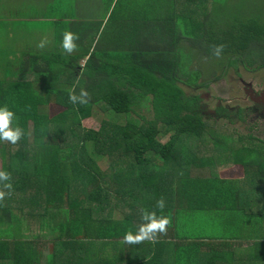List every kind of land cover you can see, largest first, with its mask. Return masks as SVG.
I'll list each match as a JSON object with an SVG mask.
<instances>
[{
	"label": "trees",
	"instance_id": "trees-1",
	"mask_svg": "<svg viewBox=\"0 0 264 264\" xmlns=\"http://www.w3.org/2000/svg\"><path fill=\"white\" fill-rule=\"evenodd\" d=\"M182 1L194 4L196 9L189 11L188 16L182 13L173 24L170 16L166 17L163 27L155 31L159 42L168 43L165 36L174 27L181 44L184 40L190 42V32L194 34L191 36L199 35L206 43L210 59L217 58L212 53L213 46L223 44L222 55L227 53L233 66L264 67V61H255V50L260 55L264 53V42H255V38L264 35V31L257 29L254 22L240 25L241 28L236 26L228 34L225 14L218 10V4L213 3L210 11V0ZM247 50L251 59L244 56L240 59ZM132 59L125 75L117 78L111 72L106 77L78 78L76 73L57 71L51 61L44 75L40 71L45 63L28 60L22 61L14 77L5 73L0 76V107L7 105L17 118L13 127L18 125L24 130L17 145L0 141V170L11 173L14 189L11 196L0 202V264H123V252L115 253L111 245L122 246L128 256L132 255L126 258V264H180L177 259L182 253L202 256L203 243L198 241L187 246L173 244V248L166 237H160L156 244L120 243L127 231L136 232L138 221L132 212L122 219L112 216L119 202L127 198L145 202L161 197L171 200L169 163L174 160L177 137L217 135L201 109L200 95H191L182 86H196L200 75L195 83L180 78V61L157 47L148 55H132ZM190 67H196L194 61ZM204 82L201 80L199 85ZM72 88L77 93L81 88L86 89L91 95L90 103L84 106L69 103L68 91ZM52 105L61 106V111L50 113ZM96 107L128 115L126 123L103 118L100 129L86 127L83 121L94 116ZM149 107L151 118L143 115L129 118L137 109ZM162 129L172 134L165 143L160 141ZM158 156L164 162V174L157 172L163 185H154L157 175L151 172L156 171ZM104 158H110L106 167L100 162ZM132 174L133 189L124 191L125 181ZM187 187H182L181 192ZM13 198L18 203L21 201V218L11 206ZM30 214L39 217L37 223L42 231L49 226L56 239L63 241L48 260L43 259L37 240L14 232ZM46 216L49 218L45 219ZM92 234L100 241L99 261L96 252L93 261L92 246L87 243L92 240ZM230 245L220 244L219 248L224 250ZM76 246L81 252L71 251ZM170 254H176L172 262L168 259ZM253 257L256 259L254 254ZM221 263L233 264V255L225 251L210 253L207 264Z\"/></svg>",
	"mask_w": 264,
	"mask_h": 264
},
{
	"label": "crops",
	"instance_id": "crops-1",
	"mask_svg": "<svg viewBox=\"0 0 264 264\" xmlns=\"http://www.w3.org/2000/svg\"><path fill=\"white\" fill-rule=\"evenodd\" d=\"M212 6L210 0V11ZM194 9V4L182 0H0V45L5 40L15 38L14 48L30 46L31 51L25 53V61L45 63L40 71L44 75L50 67L48 62L52 61L57 71L76 73L78 78L106 77L109 76L108 72L117 78L125 75L126 70L131 67L129 62L133 61L132 55H148L157 47L176 58V50H180L182 44L190 46L187 40L181 44L180 35L174 32V27L170 28V33L165 36L168 43L159 42L155 31L163 27L166 17L170 16V22L173 24L182 13L188 16L189 11ZM206 12L205 7L204 13ZM69 30L80 37L76 41L79 49L71 55L66 54L61 47L63 33ZM45 35L50 43L44 49L37 48L36 45ZM23 39H27V43L23 44ZM20 53L6 52L0 46V76L4 75L2 71L7 76L16 75L20 64L15 62L14 57ZM6 62H11L13 69L4 70L3 65ZM68 76L70 75H61ZM208 135L210 134L201 137H177L178 144L175 145L172 156L174 160L171 159L169 163L172 167V180L168 182V188L173 193L171 200L164 199L166 206L163 212L155 207L160 198H149L148 202L127 198L119 202L118 207L116 203H111L116 206L115 210L111 208V211L114 210L112 216L122 219L132 212L138 221V228L142 223L141 219L139 220L140 208H145L148 203L146 206L149 211L156 210L158 216L171 218L172 224L168 233L161 238H168L172 248L173 244L187 246L198 241L203 243L202 248L210 253L225 251L234 255L231 251L220 250L219 245L231 243L234 246L231 248H235L247 243L244 240L236 242L216 237L212 238L213 244L207 246L208 236H204L206 239L199 237L192 230L197 214H201L200 219L206 220L211 228L226 232V237L246 239L256 236V264H264V257L257 254V243L264 244V139L255 137L259 147L255 146L254 154L251 152L252 148L241 147L240 142L236 152L228 156L232 147L226 146V141L251 140L244 138L254 136L242 138L243 136ZM171 136L172 134L167 140L160 138V141L165 143ZM209 143H212L211 147ZM163 166V158L158 156L156 171H151L157 175L154 185H163V181L158 179L159 172L164 174ZM134 180L132 174L130 180L125 181L124 191L133 189L131 182ZM184 186L188 187L185 192H181ZM13 199L11 206L21 218V201L18 203ZM36 216L30 214L26 219L23 218L21 231L14 232H22L23 238L37 240L40 252L44 255L43 259L48 260V256L58 251V246L63 244V241L56 239V233L49 226H46L44 231L31 227L39 219ZM48 218L49 216L45 217ZM95 236L96 234H92V240L87 242L92 246L93 261L94 247H100V241L95 240ZM111 247L115 249V253L126 250L124 264L127 257H132L128 256L127 249L122 246ZM71 251L81 252V249L76 246ZM171 255L175 260L176 254ZM262 255L264 256V251Z\"/></svg>",
	"mask_w": 264,
	"mask_h": 264
},
{
	"label": "rangeland",
	"instance_id": "rangeland-1",
	"mask_svg": "<svg viewBox=\"0 0 264 264\" xmlns=\"http://www.w3.org/2000/svg\"><path fill=\"white\" fill-rule=\"evenodd\" d=\"M212 3L218 4V10L221 13L225 14L226 24L225 29L227 30L228 34L233 32V29L241 28L240 25H247L250 22H254L256 24V28L264 31V0H212ZM202 17V15H201ZM210 23V21H209ZM209 25V24H208ZM191 32L189 33L190 38V46H185L182 44L180 50H176V58L180 61V72L179 77L182 79H186L188 83H195V79L198 75H200V80L197 82L196 86H186L183 84L182 86L191 95H201V94H209L211 98L207 100L203 98V105H205L206 109H210L214 107L218 100L222 101L223 103H229L231 105L240 104L243 105L242 97H244V93L241 88V84L239 78H242L246 81H251L257 89L264 88V67L255 69V66H248L245 67L241 64H236L233 66L231 61L226 54L222 55L221 59L212 58L210 59L206 54V43L199 39V35L191 36ZM194 35V34H192ZM258 36V35H257ZM17 38V37H16ZM15 39V38H14ZM5 40L1 43V49L9 53H16L21 52L20 54L16 55L15 62L21 64L22 61H25L26 55L25 53L31 51L30 46L23 47L20 49L14 48L13 40ZM27 39H23V44L27 43ZM255 42H264V35L258 36L255 38ZM244 56L247 60L251 59L250 52L244 51L239 56L242 59ZM36 57H39L36 55ZM194 59H196L195 64L196 67H190L193 63ZM255 61H264V53L262 55L259 54L255 50ZM52 62V61H51ZM53 63V62H52ZM258 64V63H257ZM202 68H199V67ZM230 66V67H228ZM4 70L13 69L11 62H6L3 65ZM2 74L4 72L2 71ZM183 75V76H182ZM204 80L205 82L200 84V81ZM236 98V100H235ZM197 99V97H196ZM195 99V100H196ZM243 102V103H242ZM201 103V104H202ZM249 103V102H247ZM246 104V103H244ZM138 105H135V107ZM61 106L59 105H52L49 107V112L52 114L58 113L61 111ZM202 110H206L204 107H201ZM139 113V115H138ZM140 115L147 116L151 118V107L137 109L134 113L129 115V118H139ZM126 114L116 113L114 111H105V110H96L95 114L91 118H87L83 121V124L86 127L92 129H100L101 121L103 118L109 119L112 122H119V123H126ZM208 116V115H207ZM208 123L214 128L213 134H217L218 137H225L223 134L232 135V136H240L244 138L245 136L253 135L255 133H264L262 126H257V130H255V121H248L246 122L247 125H243L241 123L237 124L234 120H229L228 118H216L213 116H209L207 118ZM32 129V125L30 126V130ZM254 129V130H253ZM213 130V129H212ZM263 130V131H262ZM170 134H167L165 130L162 129V133L160 138L163 140H167ZM210 136V135H208ZM264 139V135L262 136ZM244 139H251V140H241V141H226L224 144L228 147H232L230 150L231 152L228 153V156L233 155L236 152L237 145L241 142V147H250L253 150L251 151L252 154L255 153V146L259 147V144L256 142L254 138H244ZM3 142V141H2ZM5 144V142H3ZM1 144V143H0ZM261 144V143H260ZM210 147L212 143H209ZM109 150V149H108ZM246 149L244 148V151ZM110 161V158L101 159V166L106 167ZM1 166V164H0ZM221 167V166H220ZM218 167V169L220 168ZM257 170V169H256ZM201 214H197V217L193 223V232L199 237H206L208 239L207 246H211L212 238L216 237H223L218 239L224 240H233L236 242H240L239 240L246 241V244L237 245L235 248L232 244L229 247H225L226 251L233 252V264H256V259L253 257V254L256 256V236L246 239H237V238H230L226 237L228 234L224 231L216 230L211 228L209 223L206 220L200 219ZM139 215V220H140ZM38 220V219H37ZM36 220V221H37ZM28 223V222H27ZM34 229H39V223L31 225ZM15 231H21L19 228ZM205 238V237H204ZM205 238V239H206ZM252 243V244H251ZM101 247H94L96 252L97 260H100V251ZM262 251H264V244L258 246L257 254L260 257H264L262 255ZM123 257L122 263H125V253L126 250L122 249ZM199 256L192 255L188 256L182 253L178 256L180 264H207L210 258V252L201 248ZM169 261L172 262V255L169 256ZM104 260V259H103ZM173 264V263H172Z\"/></svg>",
	"mask_w": 264,
	"mask_h": 264
},
{
	"label": "clouds",
	"instance_id": "clouds-1",
	"mask_svg": "<svg viewBox=\"0 0 264 264\" xmlns=\"http://www.w3.org/2000/svg\"><path fill=\"white\" fill-rule=\"evenodd\" d=\"M79 39L80 37L77 33L70 30L65 31L61 41L63 51L69 55L78 51L79 46L76 41ZM49 43L50 41L45 35L36 47L44 49ZM224 48L225 45L223 44L214 45L212 48L213 55L217 58L222 57ZM68 101L73 105H88L91 101V95L86 89L81 88L77 93L76 89L72 88L68 91ZM16 119L15 113L11 111L7 105L0 107V141L17 145L24 136V130L22 128L18 125L13 127V122ZM180 174L182 175V173ZM11 179L10 172L0 170V202H3L6 197L11 196L14 191ZM165 206L166 202L164 198L161 197L157 200L155 207L163 212ZM140 218L142 223L138 226L136 232L133 233L131 230L127 231L120 241L121 244L139 245L145 242L151 244L159 243L160 237L167 235L168 229L172 224L170 217L165 215L158 216L156 210L149 211L147 208L143 207L140 208Z\"/></svg>",
	"mask_w": 264,
	"mask_h": 264
},
{
	"label": "flooded vegetation",
	"instance_id": "flooded-vegetation-1",
	"mask_svg": "<svg viewBox=\"0 0 264 264\" xmlns=\"http://www.w3.org/2000/svg\"><path fill=\"white\" fill-rule=\"evenodd\" d=\"M239 81L244 93L242 101L246 104L242 102L243 105H231L218 100L214 107L207 110L202 101L203 98L209 100L211 96L206 93L200 95V103H202L201 107L206 109L202 111L208 115L207 117L211 115L216 118H228L229 120H234L237 124L241 123L243 125H247L246 122L255 121V130H253L256 131L257 126H262L264 130V98L260 96V91L264 88L257 89V87L254 86L251 81H246L242 78H239ZM263 135L264 133H255L253 135L248 134L247 136L262 138Z\"/></svg>",
	"mask_w": 264,
	"mask_h": 264
},
{
	"label": "water",
	"instance_id": "water-1",
	"mask_svg": "<svg viewBox=\"0 0 264 264\" xmlns=\"http://www.w3.org/2000/svg\"><path fill=\"white\" fill-rule=\"evenodd\" d=\"M260 96H262V97L264 98V89H262V90L260 91Z\"/></svg>",
	"mask_w": 264,
	"mask_h": 264
}]
</instances>
